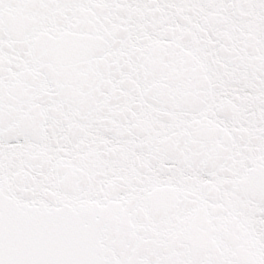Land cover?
<instances>
[{"label": "snow or ice", "instance_id": "1", "mask_svg": "<svg viewBox=\"0 0 264 264\" xmlns=\"http://www.w3.org/2000/svg\"><path fill=\"white\" fill-rule=\"evenodd\" d=\"M0 264H264V0H0Z\"/></svg>", "mask_w": 264, "mask_h": 264}]
</instances>
